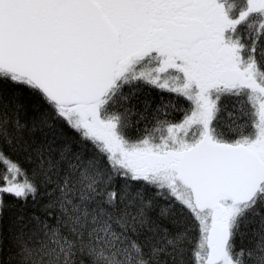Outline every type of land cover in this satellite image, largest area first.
<instances>
[{
	"label": "snow or ice",
	"instance_id": "6c2138e0",
	"mask_svg": "<svg viewBox=\"0 0 264 264\" xmlns=\"http://www.w3.org/2000/svg\"><path fill=\"white\" fill-rule=\"evenodd\" d=\"M0 264H264V0H0Z\"/></svg>",
	"mask_w": 264,
	"mask_h": 264
},
{
	"label": "trees",
	"instance_id": "16d2710c",
	"mask_svg": "<svg viewBox=\"0 0 264 264\" xmlns=\"http://www.w3.org/2000/svg\"><path fill=\"white\" fill-rule=\"evenodd\" d=\"M146 88H141V90L136 91L134 95H131V99L128 101L129 107H132L134 111L136 112H143L144 111V102L148 101L150 104V109L149 112H151L152 109H154L160 98H161V91L149 86H145ZM163 97L165 100L170 99V98H175V94H169L164 93ZM242 97H231L228 96L226 100H222V106H221V116L220 120L224 123H243L244 119L246 118H241V113H240V100ZM185 106H187V103L185 102ZM246 109H248L250 106L245 105L244 106ZM176 119L180 118L179 113L174 114ZM133 121L136 120V117H132ZM145 127V123L142 122L139 125V128L141 131H136V128L133 127L132 129L129 130L128 135L133 139L138 136L143 135V128ZM148 127H151V124H148Z\"/></svg>",
	"mask_w": 264,
	"mask_h": 264
},
{
	"label": "flooded vegetation",
	"instance_id": "af4514ba",
	"mask_svg": "<svg viewBox=\"0 0 264 264\" xmlns=\"http://www.w3.org/2000/svg\"><path fill=\"white\" fill-rule=\"evenodd\" d=\"M240 2L243 3V0H240ZM145 86H149V85H141L140 87H141V88H146ZM149 87H152V86H149ZM152 88H154V87H152ZM231 97H236V96H231ZM223 98H224V100H226V99L228 98V96H224V97L221 98L220 107L222 106V103H223L222 100H223ZM221 111H222V110H221ZM221 111L217 114V115H218V119H220V116H221V114H222ZM139 137H140V136H138V137H136V138H139Z\"/></svg>",
	"mask_w": 264,
	"mask_h": 264
}]
</instances>
